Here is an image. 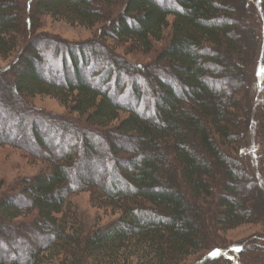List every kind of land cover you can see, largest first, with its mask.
<instances>
[{
  "label": "trees",
  "instance_id": "obj_1",
  "mask_svg": "<svg viewBox=\"0 0 264 264\" xmlns=\"http://www.w3.org/2000/svg\"><path fill=\"white\" fill-rule=\"evenodd\" d=\"M251 1L0 0V55L12 57L0 69L6 112L24 111L28 120L17 125L28 122L43 151L19 145L48 163L7 191L0 181V264H48L43 258L53 249L61 256L53 264H99L140 242L156 264H183L208 250L204 261L259 264L262 250L252 249L253 258L239 248L244 258L237 262L212 242L214 230L252 222L248 195L258 186L246 182L240 162L251 118L242 124L239 116L253 105L250 19L243 37L235 36V15L251 14ZM45 15L104 22L103 38L149 59L138 64L118 55L101 36L86 45L36 32ZM166 30L167 41L154 49ZM37 95L57 98L68 112L39 114L25 102ZM3 119L0 146L16 134L6 138ZM55 135L54 146L48 137ZM80 191L120 216L73 231L63 218Z\"/></svg>",
  "mask_w": 264,
  "mask_h": 264
},
{
  "label": "rangeland",
  "instance_id": "obj_2",
  "mask_svg": "<svg viewBox=\"0 0 264 264\" xmlns=\"http://www.w3.org/2000/svg\"><path fill=\"white\" fill-rule=\"evenodd\" d=\"M31 1V0H30ZM233 1V0H232ZM238 5V3H236ZM253 11L251 14H247L241 17L240 14H236L235 20L241 27V30L235 32L236 37H243L245 34L244 24L249 27L248 19L251 20L252 26L256 29V33L252 36L254 44L251 51L252 59L250 63V74H251V88L249 90V99L253 101V105L249 107V104L241 111L242 124L243 118L249 116L251 118V126L246 128V142L243 144V150L241 153V164L244 167L246 173L250 177L249 181L255 182L254 192L248 195L249 202L247 204L251 206V210L248 213L251 216V221L239 225L231 229H225L223 231L214 230L213 232V243H218L220 247V252L225 256H229L232 259L236 257L237 262L244 258H241V253L238 254L239 248H242L244 253L253 254L255 258L258 253L251 252L252 249H259V245L264 247V0H252ZM234 6V5H231ZM238 7V6H236ZM243 15V13H242ZM169 21L172 20L170 16ZM234 20V19H233ZM104 23V22H103ZM103 23H96L93 26H87L80 24L78 21H67L60 18L51 17L45 15L41 18V23L36 32L47 33L50 36L54 35L60 39L66 40L68 42H84L88 45L91 42L100 40L99 37L102 35ZM244 28V29H242ZM168 32L164 34L162 41L155 44L154 49H160L163 44L168 39ZM102 40L103 38L101 36ZM105 43L108 49L115 52L118 55L124 56L127 59L135 62L142 63L149 59L148 56L142 55L140 53L134 54L127 52L125 46H121L118 42L112 39H105ZM153 56V55H152ZM12 61V57H3L0 55V69L8 66ZM229 65V64H228ZM232 64H230L226 70L230 71ZM231 67V68H230ZM236 78L233 79V83L236 85ZM5 88L0 86V117H4L3 124L6 128V138L12 135L15 131V139H8L5 145L0 146V181H4L5 184L1 187L2 191H7L8 187L21 177L33 175L35 173L46 171L48 163L45 161H39L38 158L34 156H27V153L22 150L20 143L30 147L32 152L42 150L41 147L37 148L34 144V139L28 135L30 124L25 121V124L17 125L16 120L21 118L27 119L26 116L22 115V109L12 107L10 113L6 112V104L8 101V94L5 93ZM29 104H32L33 110H37L39 114H53L62 115L68 112L66 106H64L57 98L51 96H40L37 95L32 98L25 100ZM14 105V104H13ZM10 105L7 106L8 110ZM262 109V110H260ZM5 112V113H4ZM28 120V119H27ZM8 127V130H7ZM15 127V128H14ZM263 132V133H262ZM49 143L55 144L54 137H48ZM14 142V143H13ZM19 145V147L17 146ZM25 148V147H23ZM43 151V150H42ZM110 162V158H108ZM108 173L106 174V176ZM252 201H255L253 204ZM71 212L63 218L70 229L73 231H84L87 233L89 230L98 227H104L109 223L113 222L120 216V211L118 209H112L111 207L98 206L96 202L92 201L90 193L88 191H80L73 194L70 198ZM254 206H253V205ZM208 215L213 214L212 211L207 213ZM62 217V216H61ZM23 217H20V220ZM27 219V218H26ZM211 219V218H210ZM78 224H80L78 226ZM212 228L213 226H208ZM218 236V237H217ZM259 246V247H258ZM249 251V252H248ZM209 250L205 254L193 253L184 259L183 264H224L222 262L212 263L209 260L204 261V255L208 254ZM102 253L99 259V264H117V263H129V264H156L154 261V255L149 250V248L142 242L125 248V250L119 249L116 253ZM255 254V255H254ZM111 255V256H110ZM60 254L57 249H53L44 255V262L48 264H53L60 259ZM264 255L261 253V260L259 264H264L262 261ZM114 260V262H112ZM203 261V262H202Z\"/></svg>",
  "mask_w": 264,
  "mask_h": 264
},
{
  "label": "snow or ice",
  "instance_id": "obj_3",
  "mask_svg": "<svg viewBox=\"0 0 264 264\" xmlns=\"http://www.w3.org/2000/svg\"><path fill=\"white\" fill-rule=\"evenodd\" d=\"M262 71H264V70H262Z\"/></svg>",
  "mask_w": 264,
  "mask_h": 264
}]
</instances>
